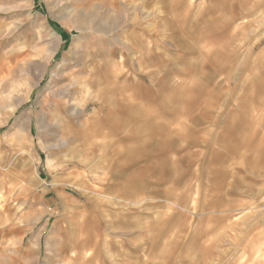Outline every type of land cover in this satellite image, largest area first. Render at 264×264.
Listing matches in <instances>:
<instances>
[{"label":"rangeland","instance_id":"374dc122","mask_svg":"<svg viewBox=\"0 0 264 264\" xmlns=\"http://www.w3.org/2000/svg\"><path fill=\"white\" fill-rule=\"evenodd\" d=\"M189 262L264 264V0H0V264Z\"/></svg>","mask_w":264,"mask_h":264},{"label":"crops","instance_id":"0c3cea01","mask_svg":"<svg viewBox=\"0 0 264 264\" xmlns=\"http://www.w3.org/2000/svg\"><path fill=\"white\" fill-rule=\"evenodd\" d=\"M191 262V261H190ZM190 262H189V264H190Z\"/></svg>","mask_w":264,"mask_h":264}]
</instances>
